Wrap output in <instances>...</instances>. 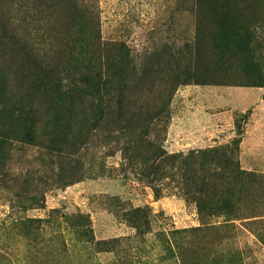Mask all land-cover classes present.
Masks as SVG:
<instances>
[{
  "label": "rangeland",
  "instance_id": "1",
  "mask_svg": "<svg viewBox=\"0 0 264 264\" xmlns=\"http://www.w3.org/2000/svg\"><path fill=\"white\" fill-rule=\"evenodd\" d=\"M75 7L69 26L62 0H0V264H264V106L227 91L264 90V0ZM31 62L95 102L55 104Z\"/></svg>",
  "mask_w": 264,
  "mask_h": 264
},
{
  "label": "trees",
  "instance_id": "2",
  "mask_svg": "<svg viewBox=\"0 0 264 264\" xmlns=\"http://www.w3.org/2000/svg\"><path fill=\"white\" fill-rule=\"evenodd\" d=\"M63 5L66 6V12L64 13V17L66 19V23L70 24L69 26H72L75 21L77 20L78 16L76 14V7H75V0H62ZM196 3H199V0H196ZM72 24V25H71ZM94 41H96L99 44V41L94 38ZM195 41V42H194ZM193 43L186 46L187 53L189 55L190 62H197V42L194 40ZM88 46L90 45V41H87ZM109 46H114L112 48V55L116 58H122L123 57V47L119 43L109 44ZM86 48L87 46L84 45ZM108 47V46H107ZM87 49V48H86ZM99 51V47H98ZM88 52V51H87ZM100 59L96 62L91 64L90 62L84 60L83 63L85 65L84 70L86 72L96 73L98 69H102L103 66L107 69V59L105 61V64H103L102 60L104 61V58L99 57ZM101 60V62H100ZM100 62V63H99ZM32 63V69L31 72L33 75V78L31 80L32 84L36 86V88H39L43 91L45 95H49L52 98V101L55 104H61V103H75V102H83L85 99H90L91 101L95 102L94 93L97 91L94 86H88L86 84H72L71 86H65L62 84V81L59 78H55L52 76L51 71L45 67H43L40 64ZM102 63V64H101ZM117 65H112V68ZM197 64H193L192 68L193 71L196 69ZM19 68H24L23 65H20ZM120 69V67H119ZM189 69H191V66H189ZM188 78L184 79V83L187 81H199L195 73H192V71L187 72ZM81 77V75H80ZM148 174H151L148 172ZM154 198L159 199L157 190L153 188ZM206 207L198 206V211L202 213V211L205 210ZM218 211L225 213L226 215L231 214L234 211V207L231 206L229 203H226L224 205L219 206ZM123 218L126 219L131 225V227L137 232L138 234L145 235L148 234L149 228V209L148 208H135V209H125L122 213ZM209 224L204 226H208ZM210 227V226H208ZM234 226H232L233 228ZM143 229V231H142ZM216 230V229H215ZM94 247L99 246H105L106 243L103 242H91ZM107 245H110L109 242H107ZM171 252V251H170ZM226 264V263H225Z\"/></svg>",
  "mask_w": 264,
  "mask_h": 264
},
{
  "label": "crops",
  "instance_id": "3",
  "mask_svg": "<svg viewBox=\"0 0 264 264\" xmlns=\"http://www.w3.org/2000/svg\"><path fill=\"white\" fill-rule=\"evenodd\" d=\"M227 91H229V93L232 94V98H236L235 101H232V107L236 110H239L241 112H243L245 109L250 108L251 106L255 105V106H264V100L262 99V95H263V89L261 88H251V89H247V90H239L237 88H229ZM240 91H249L250 92H254L255 93V99L254 101H249V98L246 97H242V100H240ZM244 93V92H243ZM244 96V95H243ZM250 96V95H249Z\"/></svg>",
  "mask_w": 264,
  "mask_h": 264
}]
</instances>
